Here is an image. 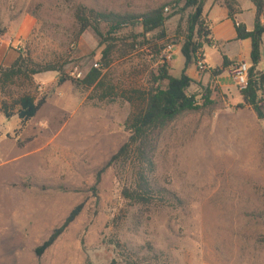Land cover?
<instances>
[{"label": "rangeland", "instance_id": "374dc122", "mask_svg": "<svg viewBox=\"0 0 264 264\" xmlns=\"http://www.w3.org/2000/svg\"><path fill=\"white\" fill-rule=\"evenodd\" d=\"M167 1L0 0V64L27 49L34 60L56 61L62 73L82 79L101 46L92 29L73 41L75 5L141 13ZM224 1L206 0L204 10ZM232 1L238 13L254 9L250 0ZM188 13L165 22L163 39L158 31L123 29L117 36L129 45L138 34L135 51L114 53L102 74L115 85H146L150 71L166 63L178 77ZM169 44L172 57L163 62L159 54ZM155 47L162 49L154 53ZM258 69L264 71V43ZM60 76H34L44 102L24 125L0 114V264H264V127L250 107H238L240 89L228 72L219 77L232 85L228 98L207 86L212 104L178 116L161 136L151 183L169 192L170 204L132 207L117 228L116 175L124 168L107 167L95 181L128 137L130 105L118 97L99 100L70 80L58 83ZM204 93L201 85L189 91L199 105ZM78 204L76 218L37 255Z\"/></svg>", "mask_w": 264, "mask_h": 264}, {"label": "trees", "instance_id": "16d2710c", "mask_svg": "<svg viewBox=\"0 0 264 264\" xmlns=\"http://www.w3.org/2000/svg\"><path fill=\"white\" fill-rule=\"evenodd\" d=\"M250 2L254 7L253 28L250 31L246 30L244 24L234 21L236 9L232 0H225L224 7L227 17L233 22L236 38L250 39L251 42L247 86L239 90L242 103L238 104V107L248 106L259 120H264V71L258 69L262 61L261 45L264 34V23L261 21L263 0ZM205 4L206 0H170L141 13L97 11L81 4L75 5L72 9L75 22L73 41L76 42L87 29H92L100 39L101 46L98 58L95 59L100 68H90L82 79L62 73L63 64L56 61L34 60L27 49H19L11 64H0V114L5 119L16 116L21 125L31 120L44 102V98L39 97V87L34 79L35 75L44 72L59 73L61 76L58 83L70 80L77 88L91 89L99 100L118 97L129 103L131 111L123 125L128 137L99 170L95 181H99L100 174L107 167L124 168L123 172H117L116 175L122 200L120 213L117 211L111 220L116 228L132 207L170 204L164 199V194L169 192L154 188L151 183L161 136L178 116L199 111L212 104L207 86H204L205 93L202 94L203 105H199L196 97L189 94L191 79L185 73L187 67L196 64L198 52L211 43V31L204 16ZM187 10L189 13L185 22V34L179 44L183 65L178 77L170 75L166 63H161L155 70L150 71L146 85L133 83L123 87L120 84L115 85L102 74L101 70L110 66L114 53L125 55L135 51L138 34L131 35L133 41L129 45L124 41V37L117 36L119 32L140 27L141 35L158 31V38L163 39L166 37L165 22L171 16L184 14ZM118 41L127 49L118 50ZM161 49L155 47L153 52L158 53ZM226 64L227 60L224 58L223 65ZM220 73V69H213L214 75ZM162 83H165L164 87L161 86ZM80 211V204L71 209L61 226L55 228L36 248L37 255L53 244Z\"/></svg>", "mask_w": 264, "mask_h": 264}, {"label": "crops", "instance_id": "0c3cea01", "mask_svg": "<svg viewBox=\"0 0 264 264\" xmlns=\"http://www.w3.org/2000/svg\"><path fill=\"white\" fill-rule=\"evenodd\" d=\"M204 16L211 31V43L203 48V60L206 68L198 70L194 64L186 68L185 73L191 79L188 91L199 90L200 85L209 86V88L215 86L221 92L228 94L232 85L223 84L219 77L223 76L225 72L231 74L233 67L240 61L250 64L251 42L250 39L239 40L236 38L233 22L227 17V10L224 6L217 4L209 6L204 11ZM233 17L236 23L244 24L246 30H252L254 21V9L252 7L246 11L236 12ZM263 43L264 37L262 36L261 52ZM224 58L227 60L226 65H223ZM215 68L220 69L221 73L214 75L213 69ZM238 94L240 96L239 92Z\"/></svg>", "mask_w": 264, "mask_h": 264}, {"label": "built area", "instance_id": "2783aa9c", "mask_svg": "<svg viewBox=\"0 0 264 264\" xmlns=\"http://www.w3.org/2000/svg\"><path fill=\"white\" fill-rule=\"evenodd\" d=\"M172 48H173V46L169 44L166 47H164L162 49V51L160 52L159 56L163 62H167V61L171 60ZM203 56H204L203 49H201L198 52L197 61L195 64V66L198 70H204L206 68L205 64H204ZM248 67H249V65L247 62L240 61L232 69L230 76H231L233 82L239 87V89H244L247 86ZM92 68L99 69L100 64L98 62H96L92 65ZM78 77L79 76H77V78Z\"/></svg>", "mask_w": 264, "mask_h": 264}, {"label": "water", "instance_id": "95a60500", "mask_svg": "<svg viewBox=\"0 0 264 264\" xmlns=\"http://www.w3.org/2000/svg\"><path fill=\"white\" fill-rule=\"evenodd\" d=\"M260 122H261V124L263 125V127H264V120H260Z\"/></svg>", "mask_w": 264, "mask_h": 264}]
</instances>
